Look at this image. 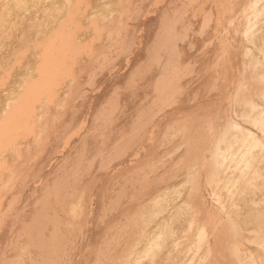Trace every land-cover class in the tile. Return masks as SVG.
I'll use <instances>...</instances> for the list:
<instances>
[{"label": "bare ground", "instance_id": "obj_1", "mask_svg": "<svg viewBox=\"0 0 264 264\" xmlns=\"http://www.w3.org/2000/svg\"><path fill=\"white\" fill-rule=\"evenodd\" d=\"M91 248L264 264V0H0V264Z\"/></svg>", "mask_w": 264, "mask_h": 264}, {"label": "rangeland", "instance_id": "obj_2", "mask_svg": "<svg viewBox=\"0 0 264 264\" xmlns=\"http://www.w3.org/2000/svg\"><path fill=\"white\" fill-rule=\"evenodd\" d=\"M162 8V6L160 5V9ZM160 30V29H159ZM160 33V32H159ZM162 33H164V31L162 32ZM162 33H160L161 34V36L162 37H164V40L166 39V38H169L170 36H168V34H171V33H169V32H165L166 34L165 35H163ZM168 33V34H167ZM173 34V33H172ZM166 36V37H165ZM166 41V40H165ZM154 128H156V127H154ZM157 129V128H156ZM91 251H92V248L89 250V251H80V252H75L76 253V255H78V256H76V255H74V263L75 264H90V262H91V258H90V253H91ZM77 257V258H76ZM90 261V262H89ZM73 264V263H72Z\"/></svg>", "mask_w": 264, "mask_h": 264}]
</instances>
